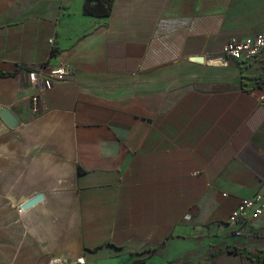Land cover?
Returning a JSON list of instances; mask_svg holds the SVG:
<instances>
[{"label": "crops", "instance_id": "obj_1", "mask_svg": "<svg viewBox=\"0 0 264 264\" xmlns=\"http://www.w3.org/2000/svg\"><path fill=\"white\" fill-rule=\"evenodd\" d=\"M85 1L0 0V264H264L206 262L264 251V215L229 221L264 192V53L219 59L264 0Z\"/></svg>", "mask_w": 264, "mask_h": 264}, {"label": "built area", "instance_id": "obj_2", "mask_svg": "<svg viewBox=\"0 0 264 264\" xmlns=\"http://www.w3.org/2000/svg\"><path fill=\"white\" fill-rule=\"evenodd\" d=\"M261 53H264V33H257L244 38H230L224 45L219 59L223 61L228 58L234 60L254 59ZM29 75L34 90L31 99L38 101L56 82L67 80L69 69L66 64L41 66L31 68ZM257 101L260 105H264V86L262 94L257 97ZM21 210L22 208H20ZM251 213L258 216L264 215V192L258 191L252 196L242 198L231 212L229 221L234 226L236 235L244 233ZM78 262L84 264L85 260L80 258Z\"/></svg>", "mask_w": 264, "mask_h": 264}, {"label": "trees", "instance_id": "obj_3", "mask_svg": "<svg viewBox=\"0 0 264 264\" xmlns=\"http://www.w3.org/2000/svg\"><path fill=\"white\" fill-rule=\"evenodd\" d=\"M112 8V0H86L84 3V13L91 16H106L109 15ZM240 253L248 258H251L259 263L264 262V251H241L236 247L220 249L210 254L207 263L216 258L222 251Z\"/></svg>", "mask_w": 264, "mask_h": 264}, {"label": "water", "instance_id": "obj_4", "mask_svg": "<svg viewBox=\"0 0 264 264\" xmlns=\"http://www.w3.org/2000/svg\"><path fill=\"white\" fill-rule=\"evenodd\" d=\"M193 60H202L203 61V58H198V57H194L192 58ZM1 117L5 120V122L10 126V127H13L15 128L17 125H18V122L16 120V118L14 117V115L12 114V112L7 109V108H4L1 112ZM43 197L42 196H38L32 200H30L28 203L26 204H23V208L27 209L29 208L30 206H32L33 204L37 203L38 201H40Z\"/></svg>", "mask_w": 264, "mask_h": 264}]
</instances>
